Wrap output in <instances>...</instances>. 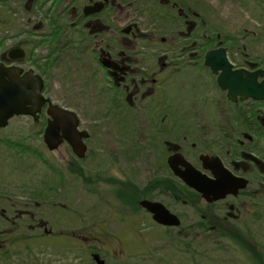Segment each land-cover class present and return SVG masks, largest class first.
Masks as SVG:
<instances>
[{"label": "rangeland", "instance_id": "374dc122", "mask_svg": "<svg viewBox=\"0 0 264 264\" xmlns=\"http://www.w3.org/2000/svg\"><path fill=\"white\" fill-rule=\"evenodd\" d=\"M207 1L208 40L218 35L234 67L262 68L264 0ZM0 9L3 18L11 16L5 8ZM15 12L17 15L11 17L13 27L0 30V40L6 39L0 51L10 46L12 36L23 32L17 23L25 14L16 6ZM212 45L208 44L207 49ZM33 49L34 54L41 51L39 47ZM191 65L190 71L164 76L159 95L143 100L140 108L123 103L121 95L111 88L101 93L86 87L77 90L70 66H63L58 72L52 70L45 95L54 104L76 113L80 128L90 133V153L77 164L94 183L85 187L79 176L66 175V163L76 160L68 146L50 152L42 140H29V121L14 120L0 129V213L4 211L3 217L9 218L15 229L25 231L15 234V238L21 236V240L29 242L38 239L43 229L35 227L37 221L53 234L65 233L33 241L28 249L17 245L9 250V261L0 264H92L87 251L91 246L87 231L92 229L102 233V243L114 250L103 254L106 264H253L231 238L213 242L204 235L195 240L191 237L186 240L187 244L191 240L190 244L177 248L167 241L170 235L155 227L147 214L126 205L131 200V190L122 184L130 182L139 189L147 184L154 156L162 149L160 139L181 142L186 135L199 140L202 134L214 135L220 129L223 132L231 122L240 123L235 109L243 110L252 103L231 105L217 88L215 78L199 67L202 64L193 61ZM163 118L171 122L163 125ZM168 124L174 126L169 138L155 133L169 129ZM14 142L26 150L7 145ZM187 143L188 140L184 142ZM159 200L172 205L174 211L183 210L166 199ZM18 212H23L24 217L18 218ZM28 212L33 214L32 219ZM3 217L0 227L6 229ZM186 217L194 220L189 214ZM256 220L251 224L254 243L264 246L262 211H258ZM71 234L81 237V243L66 237ZM176 238L172 237L175 244L179 243Z\"/></svg>", "mask_w": 264, "mask_h": 264}, {"label": "flooded vegetation", "instance_id": "af4514ba", "mask_svg": "<svg viewBox=\"0 0 264 264\" xmlns=\"http://www.w3.org/2000/svg\"><path fill=\"white\" fill-rule=\"evenodd\" d=\"M212 1L215 2L210 0L209 3ZM207 2V0H0V8H5L6 13L11 14L10 17L3 18V11L0 9V30L14 25L11 17L17 15L15 6L25 14V17L20 18L22 22L17 23L23 28V32L12 36L9 40L10 46L0 51V67L8 71L14 69L11 72L17 73L19 79L29 72L40 77L43 82L42 95L51 101L45 93L52 70L58 72L63 66H70L77 90L86 87L87 90L101 93L111 88L115 94L121 95L123 103L131 107L137 104L140 108L143 100L159 95L164 84V76L178 75L185 69L190 71L193 61L201 63L199 67L207 70L216 80L204 65V61L208 51L224 47L218 35L215 39L212 36L208 40ZM5 40V38L0 40V46ZM208 44H213L210 49H207ZM35 47L41 49V54L33 53L36 52V49H33ZM263 68L264 66L260 69ZM234 69L254 71L259 68L234 67ZM21 82L23 87L25 82L29 84L27 79ZM27 90L30 91L29 88ZM229 103L235 106L244 102ZM47 105L48 103L44 104L36 118L14 116L8 125L14 120H27L30 124L29 133L26 134L28 139L43 141L44 130L49 120L46 114ZM236 111L238 112V109ZM243 113V122H231L223 132L220 129L214 135L202 134L199 140H192L191 135L184 136L181 142L160 139L162 149L154 156L150 180L167 176L180 188L170 186L160 193L155 190L152 199L137 200L136 212L139 207V210L151 218L155 227L172 237H178L176 239L184 246L190 244L191 240L188 244L186 240L191 237L195 240L197 237L201 239L204 235L214 242L222 239L224 234H232L235 231L250 236L251 242H254L251 224L257 221L258 211H262L264 221V102H252L248 107H243ZM165 121L171 122L167 118L160 119L163 125ZM168 125L169 129H158L155 133L169 138L174 126ZM78 129L85 131L80 128V123ZM88 136L83 140L86 146L83 158H79L65 141L55 150L57 152L64 145L69 147L76 160L69 159L66 163L68 164L66 175L79 176L82 181L84 177L72 171L81 167L78 162L85 161L90 153L87 143L90 133ZM187 140L188 143L184 144ZM156 150L158 149H154ZM177 154H181L194 172L204 177L202 181L212 187V190H205L210 192V196L204 198L171 171L167 163L168 158ZM163 156L164 160L161 159ZM178 170L184 171L185 168L179 166ZM237 179L247 182L245 188L236 190L233 182ZM219 181L221 187L229 192L220 200H212V195L219 194V191L213 190ZM108 183L113 184L109 181ZM159 199H166L183 210L174 211L172 205L165 204ZM144 200L163 205L178 218L179 225L164 227L156 223L152 214L140 205ZM3 212L1 211L0 217L4 216ZM28 213L32 219L33 214ZM186 214L191 215L194 220L187 218ZM23 215H25L23 212L17 213L18 218H23ZM1 219L7 223V227L6 229L0 227V263L9 261V250H14L17 245L28 249L31 246L29 243L33 241L57 235L65 236V233L53 234L44 223L37 221L35 227L43 229L38 239L31 242L16 240L15 234L21 235L25 231L15 229L9 218ZM73 234L66 237L70 236L74 243L80 244L81 237ZM87 235L91 237L88 240L91 246L86 248L89 254L91 253L92 264H99V261L106 264L103 254L109 255L114 250H111L106 242L102 243L103 235L97 230L87 231ZM177 245L174 246L180 248ZM261 248L264 251V246Z\"/></svg>", "mask_w": 264, "mask_h": 264}, {"label": "water", "instance_id": "95a60500", "mask_svg": "<svg viewBox=\"0 0 264 264\" xmlns=\"http://www.w3.org/2000/svg\"><path fill=\"white\" fill-rule=\"evenodd\" d=\"M204 65L216 76L217 86L221 91L226 92V97L230 102L246 100L264 102V68L255 71L234 70L224 48L207 52ZM13 70L8 71L6 68L0 67V128L7 127L9 120L14 116L36 118L44 104L48 103L46 114L49 120L44 130V144L50 151H54L65 141L79 158H83L86 152L83 140L89 136L86 131H78L79 120L76 114L53 105L42 96L43 82L40 77L29 72L19 79L17 73L11 72ZM23 79L29 80V84L25 82L24 87L21 82ZM27 88L30 89L29 92ZM167 163L175 176L201 193L204 198L211 195L205 190H212V187L202 181L204 177L194 172V169L186 163L181 154L170 156ZM179 166L184 167L185 170H178ZM235 181L233 183L236 190L245 188L247 183L245 180L237 179ZM215 189L219 191V194L212 195V200H220L229 192L221 187V181L213 187V190ZM140 205L152 214L153 220L160 225L171 227L178 226L180 223L178 218L160 203L144 200L140 202ZM98 263L103 264L102 261Z\"/></svg>", "mask_w": 264, "mask_h": 264}, {"label": "trees", "instance_id": "16d2710c", "mask_svg": "<svg viewBox=\"0 0 264 264\" xmlns=\"http://www.w3.org/2000/svg\"><path fill=\"white\" fill-rule=\"evenodd\" d=\"M235 112H236V114L239 113L240 123L243 122L240 119V118L244 117L243 110H238V112H237L235 109ZM7 145H9V146L13 145L15 147H19L21 151L26 150L25 146L18 144V143H15V142L12 144L7 143ZM69 172H70V170H69ZM72 172L77 173L78 175L84 177L85 187H89L90 185H92L94 183V182H92V180H89V178L85 177L84 170L81 167H78L75 171H72ZM170 186H175L176 188H180L175 183H172L171 180L169 178H167V176H160V178H157V180L156 179L150 180L148 182V184H146L141 189H139V187L136 188V186L130 182L124 183L122 187L128 191L131 190L130 191L131 193H129L131 200L128 201L126 203V205H129L132 210L136 211L137 200L139 201V200L144 199V198L152 199V195L154 194L155 190H157V192L160 193L162 191H166V189H168ZM88 190H90V189L88 188ZM223 238H231V240H233L234 242L239 243V245L243 248L244 252L251 259L253 264H264V255H261V253L263 252L262 248H261L259 243L251 242L252 238L250 236H248L246 234L243 235L240 232L235 231L232 234H230V233L224 234ZM16 240H21V238L17 237ZM167 241L173 245L178 244L177 246L182 247V243H176V244L174 243L172 236H169V239Z\"/></svg>", "mask_w": 264, "mask_h": 264}]
</instances>
